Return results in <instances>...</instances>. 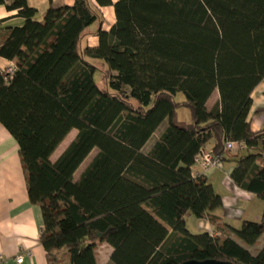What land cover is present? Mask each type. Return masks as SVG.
<instances>
[{
  "label": "trees",
  "instance_id": "16d2710c",
  "mask_svg": "<svg viewBox=\"0 0 264 264\" xmlns=\"http://www.w3.org/2000/svg\"><path fill=\"white\" fill-rule=\"evenodd\" d=\"M94 1L113 7L108 31L89 0L50 6L41 22L27 0H0L23 21L0 35V58L15 62L12 72L0 70V124L18 145L29 202L41 210L46 263L63 264L61 256L98 264L97 246L107 244L109 264H264V245L255 255L248 249L264 235V131L253 133L247 121L264 79V0ZM95 22L98 44L90 48L84 41ZM214 91L219 101L207 111ZM179 93L184 101L175 102ZM179 108L190 114L185 127L173 123ZM226 141L244 152L229 160ZM210 143L220 162L235 163L233 185L263 202L258 222L235 229L216 219L221 196L193 175L195 156ZM188 213L218 235L191 234Z\"/></svg>",
  "mask_w": 264,
  "mask_h": 264
},
{
  "label": "crops",
  "instance_id": "0c3cea01",
  "mask_svg": "<svg viewBox=\"0 0 264 264\" xmlns=\"http://www.w3.org/2000/svg\"><path fill=\"white\" fill-rule=\"evenodd\" d=\"M111 1L112 3L116 2V0ZM89 2L93 8L97 7L96 9L103 20L100 28L104 31H108L115 23L113 7H98L94 0H89ZM27 4L29 7L37 11V20L41 21L50 6L54 8H60L63 6L71 8L74 6L75 0H52L51 2L49 0H27ZM22 23L23 21L17 17L16 11L8 12L4 6H0V35L3 34L6 28L20 26ZM98 27L99 25L97 22H95L90 27L91 33L85 38L84 41L86 46L90 48L97 46L98 40L95 33ZM14 68L15 62H10L0 58L1 71L10 72ZM250 99L251 106L247 121L249 122L253 133L262 132L264 131V79L253 90L250 95ZM218 101L219 95L217 91H214L206 102V110L210 111L218 103ZM189 122L184 124L181 122H176L175 117L173 119V123L179 127H185L189 124ZM163 123L166 124V128L169 124V121L166 119L162 122V124ZM156 132L145 145L144 152H148L155 140L159 137H156ZM70 143L71 141H68L66 147L59 151L61 146L60 144L56 151L51 155L50 161L52 163L55 162ZM212 146V143H210L204 148L211 150ZM18 150L19 148L14 138L0 124V264H47L46 254L39 242L40 232L43 225L41 210L38 206L32 205L29 202L26 180ZM242 152H244V149L239 151L240 154ZM95 155L93 157H95ZM226 155L227 158L231 160L235 153ZM89 156L86 158V160L89 158ZM85 161L82 163V165L85 163ZM89 163H87V165ZM87 165L84 167V169L87 167ZM234 167V162L225 161L221 162L218 168L215 170L205 174L202 173L198 167L193 169L194 176H205L214 190L216 183L223 190L221 194H218L222 198L223 206L220 210L215 212L214 215L218 221L230 227L232 226V223L235 221V219L238 218L240 213L242 215L247 214L246 216L250 214L247 208H245L246 206H242V204H250L255 198L254 195L247 193L233 185L230 180V174ZM220 174H222L221 177ZM241 207H243V211L239 210ZM204 220L207 222L209 221L208 219H202V221ZM216 235H218V232L214 229V236ZM261 238L263 239L264 235H262ZM263 245L264 241L263 244L260 245V248ZM104 246L110 250V258L112 248L109 245L100 244L97 247L99 248ZM19 255L23 256L21 263L16 262V258Z\"/></svg>",
  "mask_w": 264,
  "mask_h": 264
},
{
  "label": "rangeland",
  "instance_id": "374dc122",
  "mask_svg": "<svg viewBox=\"0 0 264 264\" xmlns=\"http://www.w3.org/2000/svg\"><path fill=\"white\" fill-rule=\"evenodd\" d=\"M96 62L98 64L101 63L100 61H96ZM101 71H103V69L100 67V72L97 71L94 75L95 83L99 88L106 86V81H107L106 79L102 78ZM174 100H175V102H182V101H184V96L181 93H179L175 96ZM175 114H176V116H175L176 122H181V123L187 124L190 121V114L186 108L177 109L175 111ZM165 126H166V124H164V123L161 124V126L159 127V129L156 132V137L160 136V134L163 132ZM76 134H77L76 131H72L67 136V138H65V140L61 143L59 151L63 150L66 147V144L68 143V141H72L75 138ZM95 154H96V151H93L92 154L89 156V158L85 161V163L77 170V172L74 175L75 179H77L79 177V175L81 174V172L84 171V167L87 165V163H89V161L92 159V157ZM221 175L222 174H220V177H221ZM215 192L217 194H221V192H223V190L221 189V187L218 186L217 183L215 186ZM242 206H246L245 208H247V210L250 212V214L248 216H246L247 214L242 215L240 213L238 218L235 219V221L232 223V227H234L235 229H239L243 221L250 220L251 222H258L261 215H262V212H263V202L256 197L254 198V201L252 203H250V204L248 203L247 205L242 204ZM242 208L243 207H241L239 210L243 211ZM185 221H186V228L191 234H199V233L204 232V231H209L212 234H214V228H213V226L211 227V224H208V223H210L209 221L207 222L205 220L204 221L198 220L194 216H192L190 213H188L186 215ZM263 239L261 238L259 240V243L257 244L256 247H249L248 248L249 251L251 252V254H253V255L256 254V252L260 248V245L263 244V241H264ZM109 251L110 250L107 249V247H105V246L99 247V248L97 247L96 255H97V259H98V264H109ZM60 259L62 260L63 264L66 263V260L62 259L61 256H60Z\"/></svg>",
  "mask_w": 264,
  "mask_h": 264
},
{
  "label": "built area",
  "instance_id": "2783aa9c",
  "mask_svg": "<svg viewBox=\"0 0 264 264\" xmlns=\"http://www.w3.org/2000/svg\"><path fill=\"white\" fill-rule=\"evenodd\" d=\"M244 147L245 146L243 144H238L232 141H226L224 145V152L226 154L236 153L244 149ZM220 163H221L220 159L213 156L211 150H207L206 148H200L197 155L194 158V167H198L204 174L218 168ZM22 260H23V256L21 255H19L16 258L17 263H21Z\"/></svg>",
  "mask_w": 264,
  "mask_h": 264
},
{
  "label": "water",
  "instance_id": "95a60500",
  "mask_svg": "<svg viewBox=\"0 0 264 264\" xmlns=\"http://www.w3.org/2000/svg\"><path fill=\"white\" fill-rule=\"evenodd\" d=\"M182 264H231V263L223 262V261H216V260H205V261L190 260Z\"/></svg>",
  "mask_w": 264,
  "mask_h": 264
}]
</instances>
